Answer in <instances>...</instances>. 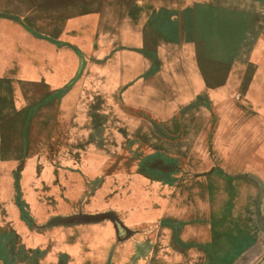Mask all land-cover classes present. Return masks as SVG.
Returning <instances> with one entry per match:
<instances>
[{"label": "rangeland", "instance_id": "1", "mask_svg": "<svg viewBox=\"0 0 264 264\" xmlns=\"http://www.w3.org/2000/svg\"><path fill=\"white\" fill-rule=\"evenodd\" d=\"M260 94L264 0H0V264H259Z\"/></svg>", "mask_w": 264, "mask_h": 264}, {"label": "crops", "instance_id": "2", "mask_svg": "<svg viewBox=\"0 0 264 264\" xmlns=\"http://www.w3.org/2000/svg\"><path fill=\"white\" fill-rule=\"evenodd\" d=\"M251 99L255 100L253 106L255 107L256 113L261 115L262 119L264 120V95L262 96L260 94V96L256 95V97L254 95H251ZM256 136V144L259 146V150L263 152L264 157V128L259 130ZM259 183H262L264 185V179L262 178L261 182L259 181ZM260 207L261 206L258 205V210L252 212L253 214H250L249 212L246 214L240 211V226L238 225L239 227L234 228L233 231L230 230V235L234 239L233 241H237L243 235L240 239H242V241L250 240L251 242H255V244H253L252 246H257L264 242V208ZM247 246H251V244Z\"/></svg>", "mask_w": 264, "mask_h": 264}, {"label": "water", "instance_id": "3", "mask_svg": "<svg viewBox=\"0 0 264 264\" xmlns=\"http://www.w3.org/2000/svg\"><path fill=\"white\" fill-rule=\"evenodd\" d=\"M259 264H264V259Z\"/></svg>", "mask_w": 264, "mask_h": 264}]
</instances>
